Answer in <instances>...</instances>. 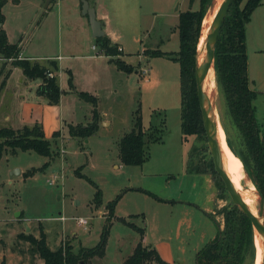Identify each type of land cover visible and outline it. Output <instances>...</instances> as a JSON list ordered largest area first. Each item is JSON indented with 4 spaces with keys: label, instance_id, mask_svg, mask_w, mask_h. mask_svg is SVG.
Wrapping results in <instances>:
<instances>
[{
    "label": "rangeland",
    "instance_id": "374dc122",
    "mask_svg": "<svg viewBox=\"0 0 264 264\" xmlns=\"http://www.w3.org/2000/svg\"><path fill=\"white\" fill-rule=\"evenodd\" d=\"M100 1L107 2V0ZM45 2L51 4L55 0H45ZM139 5L141 20L137 12ZM215 5L214 1L213 7ZM197 9V0L191 8L188 0H138V3L137 0H126L118 5L119 16H116L115 12L113 17L115 26L118 22L117 31L121 34L119 36L125 39L129 46V53L124 56L136 68L132 75L133 85L127 82L121 84L122 86L114 85L110 88L103 82L95 80L94 74L88 73L89 70L87 72L84 65L77 64V83L84 87L82 90L89 91L96 97V107L101 117L98 130L88 138L79 139L68 134L67 122L86 124L90 120L91 103L77 95L65 97L63 116L60 115L58 105L50 104L47 100L35 101V104L39 106H26L24 121L29 123L28 125L37 122L42 126L45 138L50 141L51 156H42L32 150L13 151L7 146L2 148L3 151L0 153V264L1 258L5 262L7 260L9 264L40 263L42 259L36 247L19 236L32 234L37 237L40 227L46 233L50 249L62 246L75 254L80 251L87 254L88 250L98 243L102 229L108 220V210L105 205L115 198L122 191L121 189L132 184L149 189L159 196L168 193L174 197L181 191L182 198L188 199L187 197L192 194L190 182L194 177L185 175L187 167L189 170L196 168L211 176L214 192L208 210L211 217L198 207L205 204L203 199L208 193L205 186L200 187L201 176L195 190L197 200L194 201L198 206L192 204L193 207H189L181 204L177 209H166L164 204L155 201L152 197L139 191H131L125 194L115 206L104 255L85 257L84 264H121L124 258L132 253L140 236L125 222H132L137 227H145L147 244H153L154 240L159 239L160 234L170 237L173 250L175 252L178 250L176 263L195 264L196 251L216 234L217 226L214 220L220 223L223 229L227 213H241L232 203L224 185L214 172L204 133L189 135L186 139L182 136L179 63L167 56L148 57L146 54V50L158 48L170 52L178 50L177 25L174 28L175 33L165 29L167 11L178 13L179 16L180 12ZM41 11L35 16L34 10H23V22L26 23L32 19L26 24L21 34L23 41H32V47L39 43L40 50H47L46 53L64 50L67 42L73 44L72 40H68L65 30L58 28L57 15L54 13L49 14L48 17L46 15L41 17ZM9 14L12 19L11 26L14 28L19 23L15 20L17 14L14 11H10ZM122 16L126 18L123 19ZM176 22L178 24V19ZM38 24L39 31L36 34L34 30L35 25ZM59 26L64 27L60 23ZM246 28L248 78L250 87L257 91V97L254 100L256 116L264 124V0L261 7L251 15V21ZM74 34L77 35L76 39L79 36V41H83L79 29L75 30ZM136 38H138L137 41ZM81 47L85 50L86 43H83ZM119 48L117 46V55L109 56L96 43L97 52L108 56L110 60L121 59ZM9 63L10 59L0 55V80ZM143 67L149 68L147 78L141 74ZM72 80H74L73 76ZM63 81L65 85L64 71L61 76L62 85ZM14 82L10 80L8 83L11 93L15 88ZM214 98L218 113V105H221V108L223 106L216 84ZM4 103L0 105V109L5 108ZM138 107L144 132H147L154 119L156 123L159 122L157 116L164 118L160 127L162 138L158 142L149 144L148 156L142 166L123 165L118 157V143L122 135L133 128V113ZM18 109L19 105H15L10 112L11 121L17 119ZM225 121L230 140L234 146H239L236 130L229 121L227 122V119ZM12 123L16 125L14 127H19L18 120ZM57 131L58 136L55 134ZM27 172L32 174L26 175ZM76 172L86 175L101 189L100 207L95 208L92 204L95 193L93 185L87 179L78 177ZM229 179L234 184L231 177ZM239 196L245 204L241 194ZM133 211L144 212L147 217L146 226L141 215L129 216ZM120 216L126 217L125 222L117 218ZM77 218L85 219L87 224L79 225ZM180 219L183 223L177 236V220L179 226ZM142 244L145 247L148 246ZM145 264L157 263L152 261Z\"/></svg>",
    "mask_w": 264,
    "mask_h": 264
},
{
    "label": "trees",
    "instance_id": "16d2710c",
    "mask_svg": "<svg viewBox=\"0 0 264 264\" xmlns=\"http://www.w3.org/2000/svg\"><path fill=\"white\" fill-rule=\"evenodd\" d=\"M7 1L0 0V54L2 57L10 59V65L19 67L27 78L40 79L36 94L44 97L50 104H58L61 95L57 75L59 71L58 63L53 59L48 60L46 63H41L35 59L18 58L20 46L18 43H10L8 41L6 32L1 26L4 21L2 7ZM194 1L188 0L190 8L193 6ZM211 1L197 0V10L179 13L177 24L179 47L177 51L146 50L148 57L167 56L179 63L180 127L184 139L193 134L204 133L205 135L196 95L194 68L201 23ZM261 1L231 0L215 44L213 66L215 84L223 106L221 108V105H218V113L226 134L227 144L232 152L240 158L244 170L249 175L264 204V124L257 119L255 114L254 100L257 97V91L250 87L248 78L245 33L246 24L250 20L251 13ZM49 9L50 6L45 8L46 11ZM95 40L106 55L114 56L118 54L117 45L112 43L107 36H100ZM111 61L117 69L125 73L136 71L133 65L127 64L119 58ZM9 73L10 69L5 71L3 78L0 80V92ZM49 73L52 75H49ZM67 85L70 90L74 89L70 70L67 71ZM77 95L82 100L91 103L90 120L86 124L68 123V134L74 138L86 139L98 130L101 117L96 107V97L93 94L78 91ZM154 115L157 116V114ZM157 118L159 122L156 123L154 119L147 132H144L140 108L138 107L134 111L133 128L124 133L118 143V157L121 164L142 166L148 156L149 144L158 142L162 138V128L160 127L164 118L159 116ZM226 119L236 130L239 146H234L228 136ZM55 134L58 136L59 132L57 131ZM4 146L10 147L13 151L17 149L22 151L32 150L42 156H51L50 141L45 138L42 126L37 122L33 125H23L17 129L0 126V153L3 151L2 148ZM224 169L229 177L230 175L225 167ZM192 171L200 172L196 168ZM27 174L32 173L27 172ZM76 175L87 179L93 185L95 193L92 204L95 208L100 207L102 204L101 189L81 172H76ZM136 190L146 193L157 200L164 201L148 190L142 188H137ZM237 192L241 194L239 190ZM121 194L122 192L117 194L115 198L105 205L108 210V220L102 229L98 243L89 249L87 254L84 251L75 254L62 246L50 249L46 241V234L41 227L37 237L32 234H20L19 236L30 245L36 247L42 259L41 264H84L85 257L97 254L104 255L111 219L114 216V208ZM119 220L125 222L124 218H119ZM125 224L136 230L140 238L132 253L123 260L122 264H145L152 261L157 264H171L163 260L154 247L143 246L144 229L142 227H137L132 222H125ZM254 258L255 245L249 218L243 213L229 212L225 216L223 229H218L215 237L196 252L195 264H252ZM1 264L6 263L2 260Z\"/></svg>",
    "mask_w": 264,
    "mask_h": 264
},
{
    "label": "crops",
    "instance_id": "0c3cea01",
    "mask_svg": "<svg viewBox=\"0 0 264 264\" xmlns=\"http://www.w3.org/2000/svg\"><path fill=\"white\" fill-rule=\"evenodd\" d=\"M123 1L126 2V0H107V2H106L107 4H106V3L101 2L100 0H87L88 8L93 9L95 12V15H96L95 18L98 21V23L100 25V29L102 31L101 36H104V35L107 36L108 38H110L112 43H114L118 47H120L121 48V55H120L121 59L125 63L131 64L127 60V57L124 56V55L129 53L128 43L125 39H122L119 36L121 34L119 31H117L118 22H117V25L115 26L116 22H115V19L113 17V16H115V14H114L115 12H116V16L118 15L117 14V12H118L117 7ZM137 3H138V0H137ZM173 3H174V1L172 2V4ZM261 5H262V1L252 11L251 15L254 13L255 10L259 9L261 7ZM48 6H50V9L48 11H46L45 8ZM24 9H27L30 11L34 10L35 16H37V14L40 12V10H42L41 14H40L41 17L44 15H46L48 17L49 14L55 13L57 15V18H58V28L59 29L61 28V30H63V29L65 30V34L67 35L68 40H72L73 44L67 42V43H65L66 46H65L64 50H54L51 53H46L47 50H40V48H39L40 44L39 43L36 46L34 45L32 47L31 46L32 41H29V40L23 41V35H21V34H23V31L25 30L26 24L30 23V21L32 20V19H30L26 23L23 22L22 12ZM10 11H14V13L17 14V16L15 17V20H18V22H19L17 25H15L14 28L11 26L12 19L10 18V14H9ZM140 11H141V7L139 5L137 12H139L140 20H141V12ZM171 12H173V11H171ZM2 13L4 15V21L1 24V26L3 27V29L6 32L8 41L10 43H18V45L20 46V53H19L20 58L35 59V60L40 61L41 63H46L50 59L57 61L58 66H59L58 75H59V86H60V90H61V95H60L59 103L56 105H58V107L60 109V115L61 116H63V111L65 108V105H64L65 97L70 96V95H77L78 91H85V90H82V89H84V87L79 86V84L77 83V79H76V75L78 73V69L76 67L77 64L84 65L85 70L87 72L89 70L88 73L91 72L94 74L95 80H99V81L103 82L104 84H106L110 88H111V86H114V85L122 86L121 84L127 83V82H130V84L133 85L134 79H133L132 75L134 72L125 73V72L117 69L116 66L114 65V63L109 59L108 56H105V55L97 52L96 40H95L96 38H94V36H93L92 28L90 25V20H89L88 15L85 13V9L83 8L82 0H55V2L51 3V4L50 3L46 4L45 0H8L7 3L2 7ZM262 14H263V12H262ZM165 15L167 17L165 29H168L169 31H173L175 33L174 28L177 25L176 19H178V13H175V12L169 13L167 11V13ZM122 17H123V19L126 18L124 16H122ZM250 21H251V16H250L249 22ZM249 22L246 25H248ZM59 23H60V25L62 24L64 27H60ZM78 29L80 30V33L82 35V40H83L82 42L79 41V36L76 39L77 35L74 34V31L78 30ZM246 30H247V28L245 29V33H247ZM34 31L37 34V32L39 31V24L35 25ZM137 39L138 38H136L135 40L137 41ZM15 40H17V41H15ZM91 42H94V43H91ZM83 43H86V49L85 50L81 49L82 48L81 46ZM161 44H163V41H161ZM92 46H95V48H92ZM158 49H160V48H158ZM172 50H174V49H172ZM246 50H248L247 37H246ZM165 52H170V51H165ZM247 67H248V54H247ZM9 69H10L9 76L7 77L5 85L3 86V88L0 92V105H2L4 103V101H5L4 104H6L5 108L0 109V111H2L0 113V126H6V127L13 128V129H17V128L22 127L23 125L29 124V123H26L24 121L25 120L24 119V112L26 110V106L27 105L39 106V105L35 104V101H44L46 99L44 97L38 96L36 94V88H37L38 83L40 82V79H38V78L37 79L27 78L23 74L22 70L19 67L11 66L10 63H9V66L5 69V71H7ZM68 70L71 71L73 79H74L73 80L74 81V89L73 90H70L68 88V85H67V71ZM62 71L65 72V85H64V81H63V85L61 83ZM3 75L1 77V79L3 78ZM148 75H149V73H148ZM153 76L154 75L152 74V77ZM13 77H14V80H13ZM147 77L148 76H146L144 78H147ZM150 79H151V77H150ZM10 80L13 82L15 81L14 82L15 88L13 89L12 93L8 89V83ZM85 92H89V91H85ZM43 103L44 102H42V104ZM14 104L19 105V109L16 112L17 113V119L14 121H11L10 120V112L13 111V109L15 108ZM91 109H92V106H91V108H89V117L91 114ZM17 120H18L19 127H14L16 125H14V123H12V122H16ZM102 121H103V119H102ZM68 123L77 124V123H74L73 121H70V122H67L66 125ZM78 123H83V122H78ZM185 175L189 176L190 178L194 177L193 179H191V182H190V188H191L192 194L187 197L188 199L182 198L181 191L178 192V195H176V197H174L168 193L166 195L159 196L156 193L150 191L149 189H145L143 187H139V186L130 184V185H128V187L121 189L122 191H120V193L122 192V194H121V197L119 200H121L125 194H127L131 191H139L136 189L142 188V189L148 190V191L154 193L155 195H157L158 197L162 198L164 201L157 200V199L153 198L152 196L139 191L145 195L152 197L155 201L164 204L165 205L164 207L166 209H177L178 206L181 204H185V206L193 207L192 204H196V201H194V200H197V199H195V196H197V193L195 190L197 189V186H198L199 176H201L202 181H201L200 187L204 188V186H205L208 193L206 195V198L203 199L205 204L204 205L202 204L201 206H198V204H196V205L198 207H200L201 210H203L204 213L208 217H211L208 213V210L210 208V203L213 199L214 192L212 190V179H211L210 174L206 173V172L192 171V170H189L187 167L185 169ZM175 191H177V189ZM116 204H118V202ZM115 206H117V205H115ZM114 210H115V208H114ZM138 215H141L144 226H146L147 225V217H145L144 212L138 213V212L133 211V212H131V215H129V216L131 217V216H138ZM117 218L119 219V218H126V217L120 216ZM214 222L216 223L217 231H218V229H222V225L220 223H217L216 220H214ZM182 223H183V221H182V219H180L179 226H178V220H177V236H178V233L180 232V227H181ZM142 228L144 229L142 243H144L145 245H148V246L153 245L152 247H154L156 249V251L159 253V255L162 257L163 260H165L166 262L171 263V264H177L176 258L178 257L177 256L178 250H177V252H175L173 250L171 242H170L171 238L167 237V236H163V234H160L158 236L159 239L154 240L153 244H147V241H145L146 240V236H145L146 235V233H145L146 228L145 227H142ZM217 231H216V234H217ZM216 234L212 235L208 241L213 239ZM138 240H137V242H138ZM46 241H47V239H46ZM159 242H161V243L158 244ZM2 260H4V259L1 258V261ZM5 263L9 264L7 260ZM41 263H42V261L40 263H37V264H41Z\"/></svg>",
    "mask_w": 264,
    "mask_h": 264
},
{
    "label": "water",
    "instance_id": "95a60500",
    "mask_svg": "<svg viewBox=\"0 0 264 264\" xmlns=\"http://www.w3.org/2000/svg\"><path fill=\"white\" fill-rule=\"evenodd\" d=\"M231 0H222L220 3L214 18L209 26L208 33L206 36V49L204 59L201 62H198V50L196 48L195 55V68H194V79L196 86V95L197 100L201 112L203 127L205 131V138L207 141L208 149L211 154L213 167L223 182L224 188L227 191L232 203L237 207V209L243 213L246 217L249 218L252 230L256 228L261 234V248H262V258L260 264H264V204L259 197V205L257 210V215L252 213L246 205L243 203L237 191L234 189L228 175L224 171L222 167L221 161V153L218 147V143L216 140L215 134V124H214V116L212 106L208 103L207 98L204 93L203 84H202V75L206 71L207 67L210 64H213L214 61V53H215V44L220 32L221 25L224 21V18L227 14L229 5ZM83 8L85 9V13L88 15L90 20V25L92 28L94 38L100 37L102 35V31L100 29V25L96 20V15L93 9L88 8L87 0H82ZM214 0L211 1L209 7H213ZM244 170V168H243ZM244 172H246L244 170ZM259 196V195H258ZM254 240V235H253ZM255 245V242H254ZM255 256H256V247H255ZM255 262V258L253 264Z\"/></svg>",
    "mask_w": 264,
    "mask_h": 264
},
{
    "label": "bare ground",
    "instance_id": "6f19581e",
    "mask_svg": "<svg viewBox=\"0 0 264 264\" xmlns=\"http://www.w3.org/2000/svg\"><path fill=\"white\" fill-rule=\"evenodd\" d=\"M216 5L210 7L201 23L200 35L198 38V62L204 59L205 49H206V36L208 33L209 26L214 18V15L222 2V0H214ZM202 84L205 96L208 103L212 106L214 124H215V134L218 147L221 153L222 167L226 168L234 184L233 187L236 191L239 190L241 193L246 207L254 214L257 215L259 196L256 192L255 187L249 175L244 172L242 168V163L240 159L232 152L226 141V134L222 124L219 120L217 109L215 107L214 93H215V72L213 64H210L206 71L202 75ZM224 165V166H223ZM225 171V169H224ZM226 172V171H225ZM238 193V192H237ZM254 242L256 247V256L254 264H260L262 258V248H261V234L254 228L253 229Z\"/></svg>",
    "mask_w": 264,
    "mask_h": 264
},
{
    "label": "built area",
    "instance_id": "2783aa9c",
    "mask_svg": "<svg viewBox=\"0 0 264 264\" xmlns=\"http://www.w3.org/2000/svg\"><path fill=\"white\" fill-rule=\"evenodd\" d=\"M92 48H95V46H92ZM119 49L121 50V48H119ZM148 73H149V68L143 67L141 69L142 76L146 77L148 75ZM49 75H52V74L49 73ZM77 223L79 225L85 226L87 224V221L85 219H83V218H77Z\"/></svg>",
    "mask_w": 264,
    "mask_h": 264
}]
</instances>
